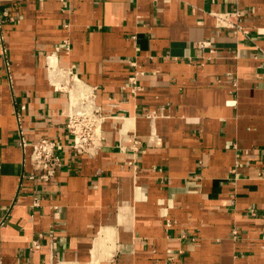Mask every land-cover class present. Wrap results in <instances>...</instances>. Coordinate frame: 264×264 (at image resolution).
<instances>
[{
  "label": "crops",
  "instance_id": "crops-1",
  "mask_svg": "<svg viewBox=\"0 0 264 264\" xmlns=\"http://www.w3.org/2000/svg\"><path fill=\"white\" fill-rule=\"evenodd\" d=\"M72 74L104 117L76 157ZM0 264H264V0H0Z\"/></svg>",
  "mask_w": 264,
  "mask_h": 264
},
{
  "label": "built area",
  "instance_id": "built-area-1",
  "mask_svg": "<svg viewBox=\"0 0 264 264\" xmlns=\"http://www.w3.org/2000/svg\"><path fill=\"white\" fill-rule=\"evenodd\" d=\"M219 26L240 29L239 19L241 11L233 9L230 11H220L214 13ZM204 42H200L203 46ZM80 81L76 75H71L65 82L54 83L58 90L66 91L70 94L74 84ZM134 82V81H132ZM86 96L81 97L80 106L72 107L68 111L65 119V129L71 137L69 147L74 157L81 153H94L100 142L99 127L103 115L96 106L93 94L89 89ZM88 99L93 105L88 103ZM28 161L31 166L30 177L42 181H50L54 178L63 166L62 158L59 154V143L49 137H40L30 144ZM33 247L38 246V242H33Z\"/></svg>",
  "mask_w": 264,
  "mask_h": 264
},
{
  "label": "bare ground",
  "instance_id": "bare-ground-1",
  "mask_svg": "<svg viewBox=\"0 0 264 264\" xmlns=\"http://www.w3.org/2000/svg\"><path fill=\"white\" fill-rule=\"evenodd\" d=\"M57 84H58V82H57ZM76 89H78L79 92H77ZM87 89L88 88L85 86V84H83L80 81H78L77 83L74 84V86L70 92L71 93L70 98H72V100H71L72 101V107H79L80 106V100L79 99L81 97L87 95V93H85L87 91ZM88 103L90 105H93V102L90 99H88ZM97 246H98V244H97Z\"/></svg>",
  "mask_w": 264,
  "mask_h": 264
},
{
  "label": "rangeland",
  "instance_id": "rangeland-1",
  "mask_svg": "<svg viewBox=\"0 0 264 264\" xmlns=\"http://www.w3.org/2000/svg\"><path fill=\"white\" fill-rule=\"evenodd\" d=\"M71 92V91H70Z\"/></svg>",
  "mask_w": 264,
  "mask_h": 264
}]
</instances>
